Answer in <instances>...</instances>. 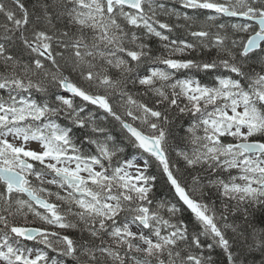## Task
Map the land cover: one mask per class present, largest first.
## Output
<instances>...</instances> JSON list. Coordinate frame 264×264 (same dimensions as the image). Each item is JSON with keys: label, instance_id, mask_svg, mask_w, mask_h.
Segmentation results:
<instances>
[{"label": "snow or ice", "instance_id": "obj_1", "mask_svg": "<svg viewBox=\"0 0 264 264\" xmlns=\"http://www.w3.org/2000/svg\"><path fill=\"white\" fill-rule=\"evenodd\" d=\"M0 264H264V0H0Z\"/></svg>", "mask_w": 264, "mask_h": 264}, {"label": "rangeland", "instance_id": "obj_2", "mask_svg": "<svg viewBox=\"0 0 264 264\" xmlns=\"http://www.w3.org/2000/svg\"><path fill=\"white\" fill-rule=\"evenodd\" d=\"M33 147H38L37 145H32Z\"/></svg>", "mask_w": 264, "mask_h": 264}]
</instances>
